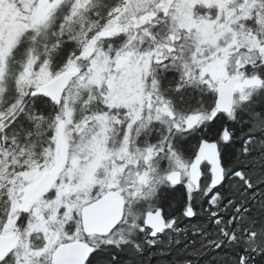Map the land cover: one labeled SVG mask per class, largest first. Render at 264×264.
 Wrapping results in <instances>:
<instances>
[{"label": "snow or ice", "instance_id": "snow-or-ice-1", "mask_svg": "<svg viewBox=\"0 0 264 264\" xmlns=\"http://www.w3.org/2000/svg\"><path fill=\"white\" fill-rule=\"evenodd\" d=\"M0 264H264V0H0Z\"/></svg>", "mask_w": 264, "mask_h": 264}]
</instances>
